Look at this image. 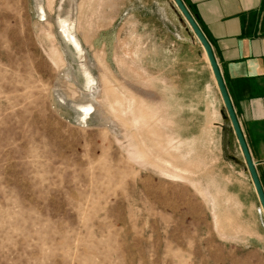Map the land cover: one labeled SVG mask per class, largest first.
<instances>
[{
  "label": "rangeland",
  "instance_id": "rangeland-1",
  "mask_svg": "<svg viewBox=\"0 0 264 264\" xmlns=\"http://www.w3.org/2000/svg\"><path fill=\"white\" fill-rule=\"evenodd\" d=\"M35 1L0 0V264H264L227 242L240 212L228 195L247 198L244 162L174 2L123 0L139 12L116 22L114 0H75L98 93L82 126L73 104L92 98L56 24L68 1L42 0V19ZM130 23L149 43L136 69L116 46L130 42ZM148 82L172 95L141 90Z\"/></svg>",
  "mask_w": 264,
  "mask_h": 264
},
{
  "label": "crops",
  "instance_id": "crops-1",
  "mask_svg": "<svg viewBox=\"0 0 264 264\" xmlns=\"http://www.w3.org/2000/svg\"><path fill=\"white\" fill-rule=\"evenodd\" d=\"M114 1V13L107 15L114 16L116 22L117 17L121 18L125 13L126 16L131 18L139 12V10L134 9L130 5H125L126 8H124L123 0ZM182 1L210 43L239 127L264 191V0ZM153 3L154 1H152V5H155ZM76 10L77 26V4ZM129 12L130 15H128ZM93 14L90 16L89 25H93ZM170 16L165 13L166 27L169 29L168 32L174 35L176 26L174 25L173 18ZM130 25L132 26L130 42H128V45H124L122 41L117 40L116 46L117 49H124V52L120 53L121 61L126 59L129 63H133V68L136 69L140 68L143 62L140 52L145 45L148 48L149 43L147 41L143 43L141 40L142 36L139 34L138 26L131 23ZM125 27L126 25L122 26L121 33L125 30ZM147 55L149 60V53ZM196 56L202 67V74L207 79V87L205 86L204 92L210 93L214 101L212 103L215 107L214 113L221 112L222 114L224 110L223 100L204 50L199 48ZM150 57L153 58V53H150ZM141 69L144 70L147 81L153 83L160 80L156 79L157 76L152 74L149 68L141 67ZM159 82L164 88H171V92H173L172 89L175 91L171 80L162 78ZM148 87H150L149 82L141 90L151 91L154 96L160 95L164 98L167 95H172L171 92L157 93ZM164 91L167 90L164 89ZM222 119L224 120L223 116ZM224 125L227 129L228 141L236 149L237 154L240 156L238 158L243 163L244 158L237 138L225 120ZM243 167L245 179L243 187L247 191V198L241 200L240 197L235 198L234 194L228 195L232 196V198L227 208L238 209L240 212L239 216H237V228H235V223H233L232 228L227 227L226 233L228 236L226 239H228L227 242L235 246H243L249 250H256V252L262 254L264 257V215L255 188L245 166ZM240 217L242 220H239ZM245 218H248V220H244ZM212 235L218 241L221 240L214 228Z\"/></svg>",
  "mask_w": 264,
  "mask_h": 264
},
{
  "label": "water",
  "instance_id": "water-1",
  "mask_svg": "<svg viewBox=\"0 0 264 264\" xmlns=\"http://www.w3.org/2000/svg\"><path fill=\"white\" fill-rule=\"evenodd\" d=\"M174 4L176 5L177 9L180 11L181 15L185 19L186 23L189 25L191 31L195 35L196 39L201 44L207 58L208 62L210 64L211 70L213 72L217 87L219 89L221 98L223 100L224 104V110L222 112V116L224 120L227 122V125H229L234 132L237 141L240 146V150L242 152L243 158H244V166L247 170V173L250 177V180L255 188V191L257 193L259 203L262 209V213L264 215V191L262 189L260 180L257 176L256 170H255V164L250 156V153L248 151V148L246 146L243 134L241 132V129L238 124V120L236 118L231 100L229 98V95L227 93L224 81L222 79L220 69L218 67V64L214 58L212 48L210 46V43L208 42L207 38L201 31L198 23L196 22L195 18L191 15L188 8L185 6L182 0H172Z\"/></svg>",
  "mask_w": 264,
  "mask_h": 264
},
{
  "label": "bare ground",
  "instance_id": "bare-ground-1",
  "mask_svg": "<svg viewBox=\"0 0 264 264\" xmlns=\"http://www.w3.org/2000/svg\"><path fill=\"white\" fill-rule=\"evenodd\" d=\"M38 16L39 18H44L45 10L43 8L42 0H37ZM68 1V9L66 10L65 16H58L56 20L58 32L68 46L73 47V51L78 60L79 70L83 77V85L86 93L91 96L92 100L81 101V103H74L73 107L76 111L78 122L82 126L87 125V120L90 118L92 112L96 111V104L94 103V94L97 90V81L93 76L89 65L87 64V57L85 51L83 50L76 34V1L75 0H66ZM67 8V7H66ZM46 18V17H45ZM207 57V56H206ZM208 60V58H207ZM70 79V78H69ZM96 94H98L96 92ZM76 118V117H75ZM76 118V119H77Z\"/></svg>",
  "mask_w": 264,
  "mask_h": 264
}]
</instances>
